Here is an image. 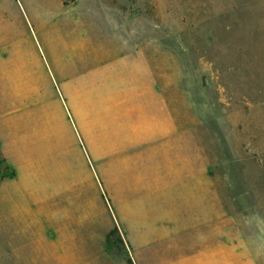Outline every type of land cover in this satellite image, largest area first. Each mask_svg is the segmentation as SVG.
I'll return each instance as SVG.
<instances>
[{
    "label": "rangeland",
    "instance_id": "obj_1",
    "mask_svg": "<svg viewBox=\"0 0 264 264\" xmlns=\"http://www.w3.org/2000/svg\"><path fill=\"white\" fill-rule=\"evenodd\" d=\"M79 4L162 54L175 86V140L92 142L83 196L99 198L106 244L127 264H264V0H0V55L32 54L31 42L43 57L45 30L76 52L96 45L73 22Z\"/></svg>",
    "mask_w": 264,
    "mask_h": 264
},
{
    "label": "crops",
    "instance_id": "obj_2",
    "mask_svg": "<svg viewBox=\"0 0 264 264\" xmlns=\"http://www.w3.org/2000/svg\"><path fill=\"white\" fill-rule=\"evenodd\" d=\"M77 7L73 22L96 32V45L76 52L69 37L58 46L45 30L43 57L31 42L32 54L0 55V205L10 206L0 251L19 264H127L106 244L99 198L83 196L92 142L108 134L114 150H128L175 140V86L164 84L162 54L133 45L104 7Z\"/></svg>",
    "mask_w": 264,
    "mask_h": 264
}]
</instances>
